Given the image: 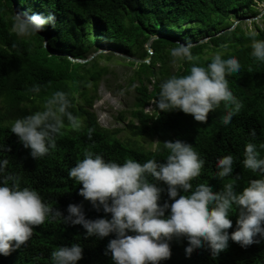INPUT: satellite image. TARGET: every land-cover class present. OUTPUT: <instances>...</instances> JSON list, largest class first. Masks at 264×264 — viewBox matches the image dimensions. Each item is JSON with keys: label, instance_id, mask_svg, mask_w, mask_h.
I'll use <instances>...</instances> for the list:
<instances>
[{"label": "trees", "instance_id": "16d2710c", "mask_svg": "<svg viewBox=\"0 0 264 264\" xmlns=\"http://www.w3.org/2000/svg\"><path fill=\"white\" fill-rule=\"evenodd\" d=\"M256 0H0V159H7L6 172L19 177L21 186L37 190L45 203L67 214V205L82 203L86 218L108 215L97 211L79 194L82 187L68 176V169L83 158L86 149L101 153L105 159L123 163L131 158L141 163L155 157L161 161L167 155L163 141L181 139L193 147L205 159L199 176L192 179L209 183L214 191L223 184L239 181L245 185L257 176L245 169L244 146L253 141L264 143V61L252 56L248 30L236 24L228 29L231 16L240 17L241 12L252 11ZM21 9L29 12H54L55 25L30 36H18L12 28L13 18ZM97 29L91 31V21ZM192 23L181 30L183 24ZM256 39H264V24L255 31ZM202 37L207 39L200 42ZM152 38L151 48H143ZM191 42L194 61H183L170 56L169 50L178 43ZM109 47L116 51L135 55L129 81L134 90L130 118L123 128L100 125L91 109L96 97V87L108 71L99 60L110 59L99 49ZM212 53V55L210 54ZM217 53L235 55L241 64L238 72L227 74L230 89L242 101L241 110L228 125L221 122L227 110L224 102L207 114L206 121H197L192 114L182 110L164 111L156 108L145 111L144 106L154 99L160 82L169 76L187 74L192 63L206 66ZM91 56V58H89ZM174 68V70H172ZM33 85L39 91H32ZM67 93L71 104L68 108L79 121V129H73L67 117L57 138L56 147L43 157L35 159L25 148L11 124L18 117L42 107L43 101L54 91ZM228 107H231L229 105ZM94 129L92 137L88 129ZM124 129L126 139L118 133ZM256 135L252 136L251 130ZM139 136L157 138L152 149L139 142ZM133 137V139L131 138ZM236 158L234 171L220 179L215 176L216 158L226 154ZM264 156V149H260ZM161 203L167 199V185ZM183 190H181L182 192ZM238 212L230 215L235 229ZM32 237L9 255L0 254V264H51L50 253L61 244L73 242L83 245V256L78 264H113L105 254L108 240L85 236L80 224L63 223L62 218L48 219L34 226ZM184 237L170 241L171 256L160 264H264V239L248 246L229 240V246L213 256L207 247L194 248L185 255Z\"/></svg>", "mask_w": 264, "mask_h": 264}, {"label": "clouds", "instance_id": "9594fccd", "mask_svg": "<svg viewBox=\"0 0 264 264\" xmlns=\"http://www.w3.org/2000/svg\"><path fill=\"white\" fill-rule=\"evenodd\" d=\"M13 20L12 28L18 36H30L55 25L56 15L21 9ZM247 34L252 37V56L264 61V39H256L257 34L251 30ZM191 48V42H182L169 53L174 59L194 61ZM240 68L235 55L220 53L206 66L192 63L187 74H173L162 80L156 97L144 108L152 105L153 109L156 105L164 111L182 110L203 122L210 110L224 102L227 110L221 122L228 125L243 105L230 89L227 74ZM32 91L38 92L39 86L33 85ZM70 104L67 93L58 89L43 101L40 109L16 118L11 132L30 149L32 157H43L56 147L65 116L73 129H79L80 121L68 111ZM93 131L88 129L89 138ZM250 134L255 136V129ZM163 143L168 150L163 161L152 157L141 163L128 158L120 163L105 159L101 153L84 151L83 158L68 169V176L82 184L79 194L97 211L111 214L95 218H86L82 203L70 202L67 214L50 207L37 190L21 186L18 176L6 172L8 160L0 159V254L7 256L20 248L32 237L34 226L57 217L63 223L82 225L86 237L114 234L105 248L113 264H160L171 256L173 237L187 240L185 255L194 248L207 247L213 256L228 248L229 240L248 246L264 239V156L260 153L264 143L258 146L249 141L244 146L242 164L257 176L245 185L240 180V188L234 180L224 183L218 191L204 182L193 187L192 179L200 175L205 165L204 157L193 144L181 139ZM0 149L7 150V146L0 145ZM235 159L231 153L218 156L214 177L230 176ZM161 181L167 185L168 196L162 203L165 189ZM233 210L238 215L235 229L229 232ZM82 256L83 245L76 242L61 244L50 253L51 264H78Z\"/></svg>", "mask_w": 264, "mask_h": 264}, {"label": "rangeland", "instance_id": "374dc122", "mask_svg": "<svg viewBox=\"0 0 264 264\" xmlns=\"http://www.w3.org/2000/svg\"><path fill=\"white\" fill-rule=\"evenodd\" d=\"M91 31H95L97 23L95 20L91 22ZM229 27L232 29L236 24H239L241 28L248 31H256L264 24V0H256L252 11L241 12L240 17L231 16L228 20ZM193 24L188 22L183 24L181 30L189 29ZM207 38L202 37L200 42L205 41ZM152 38H150L143 48H151ZM98 52L103 53L105 56H109L110 59L99 60L100 65H107L108 71L101 77L96 87V97L93 100L91 109L93 110L97 122L100 125L109 128H123L126 121L130 118L128 110L132 107L134 100V90L130 83L129 76L131 75L133 66L128 61L136 63L138 61L135 55H127L125 52L116 51L113 48L105 47L97 50L91 56ZM212 55V53H210ZM90 56V57H91ZM89 57V58H90ZM174 70V68H172ZM152 106V105H151ZM150 105L146 106L144 110H152ZM122 115L125 120H120L119 115ZM118 135L126 139L129 134L122 129ZM133 139V137H131ZM139 142H142L145 146L154 148L157 144V138L152 139L146 136H139L137 138Z\"/></svg>", "mask_w": 264, "mask_h": 264}]
</instances>
